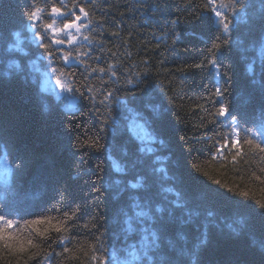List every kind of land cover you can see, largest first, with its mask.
I'll return each mask as SVG.
<instances>
[{
	"label": "snow or ice",
	"instance_id": "obj_1",
	"mask_svg": "<svg viewBox=\"0 0 264 264\" xmlns=\"http://www.w3.org/2000/svg\"><path fill=\"white\" fill-rule=\"evenodd\" d=\"M104 3L24 0L18 27L31 33L35 59L5 67L0 57V183L14 193L0 196V259L264 264V201L202 171L205 163L225 171L244 164L264 185V0L258 8L254 0H197L183 19L168 0H136L118 14ZM101 9L106 14L94 20ZM129 13L139 15L136 32L152 29L144 46L155 44L166 69L198 52L175 69L201 73L197 99L187 75L166 77L165 92L154 85L155 64L132 62L122 35H133ZM7 35L16 39L4 52L21 50L20 32ZM194 42L202 46L190 49ZM236 60L246 70L239 93ZM49 91L71 101L61 118L41 94ZM85 109L91 127L76 119ZM190 111L198 117L191 127Z\"/></svg>",
	"mask_w": 264,
	"mask_h": 264
},
{
	"label": "trees",
	"instance_id": "obj_2",
	"mask_svg": "<svg viewBox=\"0 0 264 264\" xmlns=\"http://www.w3.org/2000/svg\"><path fill=\"white\" fill-rule=\"evenodd\" d=\"M136 0H108V4H115L116 7H113L111 11L115 14H118L120 11H127V9L124 7V5L127 3L129 7L133 3H135ZM155 2V0H153ZM197 0H191V3H187L186 0H168V4L170 7V10L172 13L179 14L181 18L187 17L189 12L188 9L191 8V4H195ZM257 8L259 7V0H254ZM24 3V0H0V27L4 29V32L0 34V57L3 58L4 65L6 67V64L9 62H15L17 64H23L25 62H28L30 59H35V57L32 56V51L35 49L36 45L31 43L32 36L30 32L25 31L23 28L18 27L20 25V22L22 20V12L21 7ZM99 3L101 5H104V8H107V4L104 3V0H99ZM104 9H101L98 11L95 16L94 20H99L105 15ZM167 14V13H166ZM127 23L129 25L130 30L133 32L132 37L129 39L128 32L125 31L123 35V39L127 40L128 43L124 45V47H127L132 53V62H138L141 59H148L150 63L155 64L158 68L161 69V74L157 75V67H154L151 69L152 72V79L154 81V85L157 88H163L165 92L168 91V81L166 77H171V75H175L176 78H179L182 75H187V84L190 86L189 95L194 99H197L199 96V90L201 86V81L203 79L201 73L198 70H190L188 73H179L176 72L175 69L180 66L187 67V64L193 63L198 60L199 54L197 51H191L189 55L184 56L182 55L178 63L174 62H166L167 63V69H171V73L165 68L164 65H159V56L155 54V44H149L147 47L144 46L145 39L148 35V32H150L152 29H145L140 28L139 32H136V28L139 27L140 24V18L138 13L136 16H132L130 13L126 16ZM152 20H155V17L151 18ZM153 28H155V25H153ZM111 29H108L110 31ZM8 31H19L20 32V40L22 41L21 44V50L12 52V53H5L4 49L9 46L11 43H14L16 37L13 35L11 39H9L7 32ZM140 33H144V35H140ZM162 34V33H161ZM95 39H99V36L95 37ZM107 43V47H111L113 51H117V48L114 46L113 41L115 38L110 36H105ZM170 43V41H169ZM178 46L181 48L184 47V44H180V42H177ZM185 44H188V41H185ZM191 48L194 47H201L202 42H194V44L188 45ZM161 49H163V45L160 46ZM120 52L124 50L123 47L118 49ZM106 56L110 55V53H106ZM109 62H114V60H110ZM187 62V63H186ZM44 71L43 68H41V73ZM234 87L237 88V92L239 93V85L242 83V81L245 78L246 70L244 63L240 62L239 60L234 61ZM39 76L40 73H37ZM163 81V83H161ZM40 86L43 87V77L41 76L40 80ZM51 88V86H49ZM59 90L57 89V92ZM45 99L48 100L50 104H52L53 108L56 109L58 105V111H54L53 115H56L59 117V112H63L66 107H68L71 104V101L69 99H61L59 101L56 100L55 95L51 94V91L41 93ZM169 95H172V93H168ZM65 96L70 94H64ZM186 104L191 105L192 100L185 99ZM240 103L243 104V100H240ZM77 108L80 107V104L76 105ZM87 109L84 110V114L77 116V120H81L82 122L89 123V127H91L90 122H88V117L86 115ZM190 118V124L189 127H191L194 124L198 123V117L192 113L191 111L188 113ZM33 123L37 129H39L43 125V120L40 116V114L33 112ZM150 131V129L148 130ZM247 165L241 164L239 166V171H236L235 169L225 171L220 169L216 163H205L202 164V171H205L208 173V179H219L221 180L222 184L228 185V187L236 188L240 191H246L248 192L249 196L255 200V201H264V185H261L258 181H255L254 179L250 178L246 169ZM3 172H4V165L2 162H0V181L3 180ZM14 193L7 190L2 183H0V196L8 197L13 195ZM87 195V192L85 193ZM103 210V205L101 206ZM90 218L85 217V221L87 222ZM88 239H91V236H88ZM85 244H87V240L84 241ZM111 243V241H109ZM57 251H59V248H57ZM76 255H79V253H76ZM16 257H4L0 259V264H6V262L10 261L11 264H15ZM59 259V258H57ZM29 264H36V260H30ZM62 264H80V261L75 259H64L62 261Z\"/></svg>",
	"mask_w": 264,
	"mask_h": 264
}]
</instances>
